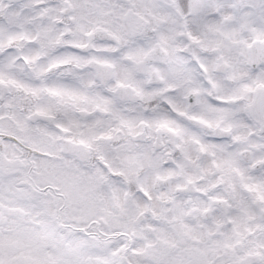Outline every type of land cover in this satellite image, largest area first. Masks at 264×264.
I'll return each instance as SVG.
<instances>
[{"label": "snow or ice", "instance_id": "obj_1", "mask_svg": "<svg viewBox=\"0 0 264 264\" xmlns=\"http://www.w3.org/2000/svg\"><path fill=\"white\" fill-rule=\"evenodd\" d=\"M0 264H264V0H0Z\"/></svg>", "mask_w": 264, "mask_h": 264}]
</instances>
